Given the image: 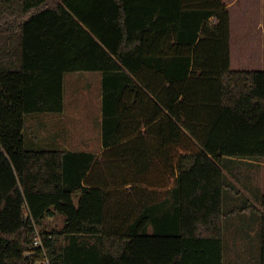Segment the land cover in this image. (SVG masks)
Returning <instances> with one entry per match:
<instances>
[{
    "label": "trees",
    "instance_id": "trees-1",
    "mask_svg": "<svg viewBox=\"0 0 264 264\" xmlns=\"http://www.w3.org/2000/svg\"><path fill=\"white\" fill-rule=\"evenodd\" d=\"M230 42L222 0H0V264H34L57 215L52 264H224L221 163L264 159V71L232 70ZM77 72L103 75L104 146L124 142L91 181L93 154L25 146L26 114L63 113ZM130 95L149 100L145 155ZM256 198L230 214L259 211L264 264Z\"/></svg>",
    "mask_w": 264,
    "mask_h": 264
},
{
    "label": "rangeland",
    "instance_id": "rangeland-1",
    "mask_svg": "<svg viewBox=\"0 0 264 264\" xmlns=\"http://www.w3.org/2000/svg\"><path fill=\"white\" fill-rule=\"evenodd\" d=\"M226 5L230 11L231 17L234 18L233 21V49L235 48V54H238L239 47L236 46L240 30L238 29L239 24H252L256 22H264V0H226ZM244 26V25H243ZM235 27V28H234ZM235 36V40H234ZM260 49H264V46H259ZM234 54V52H233ZM232 69L236 70V65L233 61ZM264 71V69H263ZM88 75H98L96 73H87ZM96 76H85L84 72L77 73H68L65 78V97L67 101L73 100L78 96V92L83 89L80 87H89L93 86V98L98 96L99 90L96 91L95 88L99 85V78ZM89 84V85H88ZM87 85V86H86ZM77 88V89H76ZM98 89V87H97ZM84 94H79L80 97L86 99ZM78 96V97H79ZM48 113H32L26 114V129L24 131L25 135V146L28 150H43V149H56L61 147H54L55 138L57 135H61L63 138H67L64 145L66 148H71L73 150L80 149L78 142L82 138L80 137L81 133L89 132V138L93 145H96L98 142V137H101L100 127H94V125H72L70 126L69 135L66 134V131L63 130L64 126H59V124L49 123ZM83 122L80 120L79 123ZM96 122V120H94ZM85 126V127H84ZM91 129V130H90ZM88 130V131H87ZM80 134V135H79ZM84 139V138H83ZM100 139V138H99ZM76 141V142H75ZM84 142V141H83ZM96 148L95 146H92ZM92 148V149H93ZM63 149V148H62ZM106 159V158H105ZM99 161V160H98ZM100 162L102 164V169L104 170V160L101 158ZM221 166L226 175V179L229 183V187L224 191V210L226 213H229V216L225 219L224 222V235H225V247H224V264H246L251 258L254 264H260V253L258 257L256 244H261V229L257 228V223L255 219L260 216L259 211L255 209L245 210V212L233 214L230 212L235 208L245 207L249 201H252L254 205H258L261 208L259 202H255L253 198H250L251 194L256 197V193L264 194V159L257 161H229L221 163ZM106 170V168H105ZM122 177V175H121ZM255 188V189H253ZM259 188L260 191L257 189ZM253 197V196H251ZM257 200V199H256ZM256 205V206H257ZM261 219V218H260ZM64 216L57 215L53 218L48 217L43 221L41 227H38L40 230H46L51 232L54 229H61L63 227ZM236 220V227L238 231H241L247 227V230L243 233V239L245 241L252 240L248 247H245L246 254H249V257L238 252H234L236 248L231 245L230 240H234L236 237L232 234L231 236L228 232V222ZM259 225V224H258ZM240 234V233H239ZM238 242V239H237ZM252 245V246H251ZM238 246V245H237ZM236 246V247H237ZM231 251L233 252H230ZM260 252V251H259ZM234 254V255H232ZM244 256V257H243ZM251 257V258H250ZM250 258V259H249Z\"/></svg>",
    "mask_w": 264,
    "mask_h": 264
},
{
    "label": "crops",
    "instance_id": "crops-1",
    "mask_svg": "<svg viewBox=\"0 0 264 264\" xmlns=\"http://www.w3.org/2000/svg\"><path fill=\"white\" fill-rule=\"evenodd\" d=\"M222 3L225 5L227 10H229L227 5H226V0H222ZM232 18H234V17L233 16L231 17V42H230V45H231V69H232V65H233V61H234L236 68H237L235 71H263V69H264V49H260L259 46H264V22L260 21V22H256V23H252V24L246 23V24H242V25L239 24L238 25V29L240 30V34H239V39H238L236 46H238L239 49H238V54L237 53L235 54V48L233 49V46H234V44H233L234 43L233 42V25L235 24V22L233 21ZM232 23H233V25H232ZM234 40H235V36H234ZM233 52H234V54H233ZM84 73H85V76H96V75H88L87 73L99 74V76L98 75L96 76L97 78H99V85L97 86L98 89H97V87L95 88L96 91L99 90L98 96L93 98V90H94L93 86H89L88 88L87 87H85V88L80 87L78 89L76 88L78 91H79V89L83 88L78 92V96H79V94H84L86 96V99H84L80 96L79 97L76 96L73 100L67 101L66 97H65V108H64L63 113L50 114L49 115V117H50L49 123H51V125L52 124L53 125L59 124V126H64L63 130L66 131L67 135H69V133L71 132L70 126H72V125L78 126L80 124L82 126L83 125H85V126L86 125H89V126L94 125V127L99 126L100 130H101L100 131L101 137H98V142L96 143V145H93L90 138H89V135H88L89 132H85L84 134L81 133V135L80 134L79 135L82 138L79 140L80 142H78L80 149L73 150L71 148H66V146L64 145L67 138H63V137H61V135H57V137L55 138V140H57V141H55L56 143L54 144L55 145L54 147H61V148L60 149L56 148L54 150H68V151H73V152L91 153L95 156V161L99 160V163L102 162L101 158L106 160V161H103V162H105L104 167L106 168L107 163L109 161L107 159V155H106L107 153L106 152L110 149H113V147H115V146L121 145L124 142L119 143L115 146H109V147L104 146L103 125H104L105 116H104V91H103V86H102L103 75L99 72H84ZM133 96H134V93H133ZM133 96L130 95L129 96L130 98H128V100L127 99L124 100V103H121V104H128V106H130V105L133 106L130 110V113H128L126 115V117L128 119L132 120L133 123H141V125L143 127L140 130V133L142 136H139L138 139H135V142H137L138 145L134 146V150H136L138 155L140 153L145 155V154H148L151 152V144L153 142V136H151L149 133L146 132L147 127H146V123H145L146 117L148 116V112H146L145 104H146V101L149 103V100L145 99L146 101H144L143 103L138 102L137 104H134L135 98ZM141 111H143L142 114H140ZM121 112L123 113L122 109L120 110V113ZM80 120H83V122L81 121V123H79ZM94 120H96V122H94ZM135 137L136 136L131 137L129 139V141L131 142ZM92 146H95L96 148H93ZM50 150H53V149H50ZM108 155H110V154H108ZM101 166H102L101 163H100V167H98V166L95 167L94 165L92 166V168L89 171L90 177L88 178V180L90 179V181H91L92 178H96L95 174L97 172H101L103 170ZM105 168H104V170H105ZM124 170L129 171V167H127ZM135 187H138V185L137 184H131V183L127 184L123 187V190H125V194H123V195L126 196L127 204H128L127 210L129 212L131 210H134L135 205L137 203ZM253 189H255V188H253ZM257 189L260 191L259 188H257ZM258 195H263V193L262 194H261V192L259 194L256 193V196H258ZM251 196H253V197H251ZM251 196H250V198H253V200L255 202H259V199L254 197L253 194H251ZM249 202L252 203V201H249ZM258 204H260V202ZM257 207H259V206L257 205ZM239 213H241V212H239ZM233 214L235 215L237 213H233ZM260 218H261V215L258 216L255 219V221L257 223V228L260 227V229H261V220L262 219H260ZM236 226H237L236 220H234V221L230 220L228 222V226H227L228 232L227 233L230 236L233 234L236 237L234 240L229 239V241H230L231 245L234 244L233 247L236 248L235 250H233L234 252H236L237 250H239L238 252H240L242 250V252L240 254H244L248 258L249 254H246V252H245L246 250H243V249H245V247L249 248L248 245L250 244V242H252V240L245 241L242 237L245 230H247V227H245L244 229L242 227L241 231H238ZM224 232H225V229H224ZM237 239H238V242H237ZM260 241H261V244L257 243L256 247H257L258 257H259V253H260V261H261L262 236H261ZM224 247H225V235H224ZM223 251H224V248H223ZM229 251L233 252V251H231V248ZM238 252H236V254ZM223 254H224V252H223ZM232 255H234V254H232ZM246 264H254V262L252 261V258Z\"/></svg>",
    "mask_w": 264,
    "mask_h": 264
},
{
    "label": "built area",
    "instance_id": "built-area-1",
    "mask_svg": "<svg viewBox=\"0 0 264 264\" xmlns=\"http://www.w3.org/2000/svg\"><path fill=\"white\" fill-rule=\"evenodd\" d=\"M53 235L51 233H44L40 229H36V234L33 240V246L36 250L34 252L35 259L34 264H52L48 256L45 241L47 239H52Z\"/></svg>",
    "mask_w": 264,
    "mask_h": 264
},
{
    "label": "water",
    "instance_id": "water-1",
    "mask_svg": "<svg viewBox=\"0 0 264 264\" xmlns=\"http://www.w3.org/2000/svg\"><path fill=\"white\" fill-rule=\"evenodd\" d=\"M27 257L31 258V255H30V254H28V255H27Z\"/></svg>",
    "mask_w": 264,
    "mask_h": 264
}]
</instances>
